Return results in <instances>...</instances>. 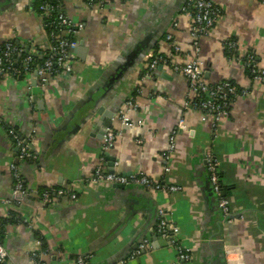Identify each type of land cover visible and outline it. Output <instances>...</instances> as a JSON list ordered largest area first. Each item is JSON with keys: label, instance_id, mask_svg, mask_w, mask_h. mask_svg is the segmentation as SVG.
<instances>
[{"label": "crops", "instance_id": "crops-1", "mask_svg": "<svg viewBox=\"0 0 264 264\" xmlns=\"http://www.w3.org/2000/svg\"><path fill=\"white\" fill-rule=\"evenodd\" d=\"M212 1L222 15L195 44L193 21L183 12L187 0H62L64 14L82 26L75 34L79 50L72 74L45 82L34 75L0 77V220H18L6 225L0 239L8 253L5 264H35L38 251L46 264H73L79 256L88 264H264V84L243 64L252 55L264 70V5ZM35 2L0 0V43L49 49ZM231 41L235 49L228 47ZM156 53L168 62L150 73ZM192 58L202 62L207 83L231 81L246 91L229 116L204 118L202 111L185 107L196 97L172 64ZM98 100L102 115L95 109ZM113 113L109 129L118 136L106 149L99 122ZM181 119L187 130L178 132L167 157ZM11 129L34 160H19ZM207 152L219 164L228 217L211 202ZM102 158L110 172L144 174L180 190L90 183ZM13 164L26 182L21 198L14 194ZM46 189L77 197L54 194L46 203ZM160 211L177 228L174 238L190 260L180 259L170 239L157 232ZM142 238L149 248L131 258Z\"/></svg>", "mask_w": 264, "mask_h": 264}, {"label": "built area", "instance_id": "built-area-1", "mask_svg": "<svg viewBox=\"0 0 264 264\" xmlns=\"http://www.w3.org/2000/svg\"><path fill=\"white\" fill-rule=\"evenodd\" d=\"M102 0H88L90 4L98 3ZM264 5V0H260ZM41 16L43 18L44 25L45 17L52 16L57 13L56 8H51L47 3L40 6ZM183 12L189 16L192 21L191 35L197 44V39L211 31L215 26L222 10L212 0H187L183 7ZM58 26L61 28L51 29L49 33L50 46L49 49L44 50L38 45L31 44L28 48L7 41L0 44V77L11 76L14 78L23 77L26 75H34L41 82H45L49 79L69 76L73 72V61L76 58V48L78 46L77 39H70V35H74L82 28L81 25L75 24L70 18H68L63 11L57 13ZM75 29V30H74ZM168 40H172V36L168 35ZM230 49L237 47L236 42H228ZM176 51L180 50L178 45L175 46ZM23 54H26L23 57ZM168 62L162 54L156 53L149 64V72L151 73L157 66L162 63ZM243 64L252 78L260 83L264 84V70L259 68L252 55H248ZM173 70L176 73L184 75L189 81L190 93L196 97V100H188L185 103V107L195 108L202 111L204 118L210 116L216 120L227 117L230 114L231 107L236 99L246 93L243 89L239 88L235 83L231 81H222L216 84H209L204 79V70L202 62L197 58H192L187 62H176L172 64ZM149 73V74H150ZM130 107L135 108L136 105L132 100L128 101ZM121 121L124 124H129L130 118L125 112L120 114ZM180 130H187L185 121L181 119L178 125L171 133L169 146L165 155L167 157L175 150L176 136ZM10 135L15 139L18 145V158L19 160L32 161L36 158V155L30 150L29 145L23 138H20L15 130L9 131ZM118 132L109 129L104 136V146L108 149L116 137ZM206 165L216 205L224 216L230 215V207L225 192L222 187V180L219 176V164L216 158L211 152L206 154ZM14 176V194L24 196L27 193L26 182L20 171L18 164L12 165ZM109 182L111 184H135L141 185L146 188L163 191H178L179 186L169 185L161 182H155L150 177L144 174H123L119 172H110L106 169L104 164V158H102L100 164L95 168L91 176L89 177L90 183L96 182ZM70 194L73 199L77 196L74 193L68 192L66 189H46L42 193V200L46 203H51L54 200V194L63 196ZM161 237L170 239L172 245L177 249L179 258L185 261L191 259V256L186 252L179 243L178 238H174L177 234V228H174L170 222L166 219L163 211H160L159 221L156 227ZM176 232V233H175ZM149 248V240H144L136 250H134L130 257L136 258L143 251ZM42 252L38 251L33 254L35 264H46L42 258ZM8 253L0 243V262H6ZM73 264H88L86 257L79 256L75 259ZM117 264H125V261H121Z\"/></svg>", "mask_w": 264, "mask_h": 264}, {"label": "trees", "instance_id": "trees-1", "mask_svg": "<svg viewBox=\"0 0 264 264\" xmlns=\"http://www.w3.org/2000/svg\"><path fill=\"white\" fill-rule=\"evenodd\" d=\"M44 3H47L51 6V8H56L57 9V13L59 11H63L62 9V0H36L34 6H35V9L36 11H38L39 13H41V9H40V6L43 5ZM57 13H54L52 16H47L45 17V30L47 31L48 35L51 31V29L53 28H56L58 26V21H57ZM61 28V26H58V29ZM75 30V29H74ZM76 36L72 33L70 35V39H75ZM7 41H10V42H13L15 44H18L16 41L14 40H5L3 42H7ZM1 42V43H3ZM0 43V44H1ZM26 54H23V57L25 56ZM15 130V129H14ZM16 131V130H15ZM17 133V131H16ZM18 134V133H17ZM18 136L20 137V135L18 134ZM21 138V137H20ZM15 141V139H14ZM17 155H18V152H17ZM219 176L221 178V173L219 171ZM222 187H223V191H225V187L223 186L222 184ZM15 216L13 215V217L11 218H8V219H1L0 220V239L2 238V235L5 233V227L7 224L11 223V222H15V221H18L14 218ZM0 264H5L4 261L0 262Z\"/></svg>", "mask_w": 264, "mask_h": 264}, {"label": "water", "instance_id": "water-1", "mask_svg": "<svg viewBox=\"0 0 264 264\" xmlns=\"http://www.w3.org/2000/svg\"><path fill=\"white\" fill-rule=\"evenodd\" d=\"M82 48H84V47H82ZM77 50H79V47H77L76 48V52H77ZM82 49L80 48V51H81ZM95 106H96V111L99 113V114H101L102 115V113H103V106L101 105V101L100 100H98V101H95ZM115 113V112H114ZM114 113L113 114H109V118H105L104 120H102V122H99V124L100 125H104V127H105V132H107L108 131V129L111 127V125H112V119H113V117H114ZM104 117V116H103ZM102 117V118H103ZM109 159H110V163H109V165L110 166H112L113 165V158L112 157H109ZM111 171H113L112 169H111ZM208 175V174H207ZM208 182H209V189H210V197H211V202L215 205V197H214V194H213V191H212V188H211V186H210V181H209V177H208ZM115 186H118V187H122V188H125V185H122V184H115ZM17 198H21V196L20 195H18L17 196ZM145 198V200H147L148 199V197L146 198V197H144ZM140 201V200H139ZM144 241V238H142L141 240H140V242L138 243V245L136 246V248L139 246V244H141L142 242ZM135 248V249H136ZM86 255H88V254H85L84 256H86Z\"/></svg>", "mask_w": 264, "mask_h": 264}]
</instances>
